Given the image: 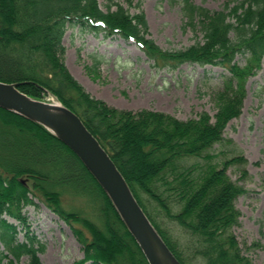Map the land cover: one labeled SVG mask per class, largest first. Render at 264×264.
<instances>
[{
	"label": "trees",
	"instance_id": "1",
	"mask_svg": "<svg viewBox=\"0 0 264 264\" xmlns=\"http://www.w3.org/2000/svg\"><path fill=\"white\" fill-rule=\"evenodd\" d=\"M181 4L184 26L200 30L203 40L171 50L148 37L143 10L132 14L117 0H108L107 10L99 0H0V80L19 83L37 99L52 93L81 116L181 264H255L233 231L241 215L236 200L246 189L228 172L237 166L241 178L249 177L248 158L224 132L241 114L247 81L264 62V0H227L220 9L194 0ZM68 25L132 39L158 69L186 62L224 67L229 74L215 94L216 113L181 119L154 109L118 108L92 95L65 62ZM239 54L246 56L244 65L236 60ZM83 191L101 198V223L63 206V193ZM36 198L83 244L84 256L73 264H149L79 156L43 124L0 106V264H17L26 255L30 264H42V243L24 212ZM19 225L27 227L24 240Z\"/></svg>",
	"mask_w": 264,
	"mask_h": 264
},
{
	"label": "rangeland",
	"instance_id": "2",
	"mask_svg": "<svg viewBox=\"0 0 264 264\" xmlns=\"http://www.w3.org/2000/svg\"><path fill=\"white\" fill-rule=\"evenodd\" d=\"M132 14L143 10L149 22L148 37L164 49H183L199 40L203 33L184 26L181 0H117ZM196 3L220 9L227 0H194ZM107 10L108 0H99ZM63 44L65 62L71 73L92 95L118 108L154 109L171 113L181 119L198 117L207 111H217L215 94L228 71L220 65L186 62L176 69L154 66L140 45L119 34L107 36L81 25H68ZM239 64L246 56L236 57ZM94 70H91L90 68ZM48 101L56 97L49 93ZM225 138L233 140L238 151L247 158L249 177L241 178L237 166L228 169L232 179L246 192L236 200L241 211L234 227L243 253L255 264H264V62L258 73L247 81V96L241 114L227 125ZM230 153L234 151L228 146ZM36 204L24 209L30 229L42 243L38 255L42 264H73L83 258L84 247L71 227L45 201L36 198ZM63 206L80 211L101 223L102 200L90 191L80 194L65 192ZM166 222L180 237L182 230L173 221ZM20 239L26 237L27 227L19 225ZM87 234H89L87 232ZM4 246L0 241V252ZM17 264H30L23 256ZM87 264H90L88 262ZM202 264V263H200Z\"/></svg>",
	"mask_w": 264,
	"mask_h": 264
},
{
	"label": "water",
	"instance_id": "3",
	"mask_svg": "<svg viewBox=\"0 0 264 264\" xmlns=\"http://www.w3.org/2000/svg\"><path fill=\"white\" fill-rule=\"evenodd\" d=\"M0 106L23 114L47 127L83 161L111 198L149 264H181L136 199L125 176L87 127L79 114L61 102L34 98L19 89V83L0 80ZM157 239L168 253L161 259L152 240Z\"/></svg>",
	"mask_w": 264,
	"mask_h": 264
},
{
	"label": "bare ground",
	"instance_id": "4",
	"mask_svg": "<svg viewBox=\"0 0 264 264\" xmlns=\"http://www.w3.org/2000/svg\"><path fill=\"white\" fill-rule=\"evenodd\" d=\"M152 243H153L152 245L156 251V254L158 255L159 258L164 259V258L168 257L167 251L165 250L163 245H161V243L157 239H153Z\"/></svg>",
	"mask_w": 264,
	"mask_h": 264
}]
</instances>
